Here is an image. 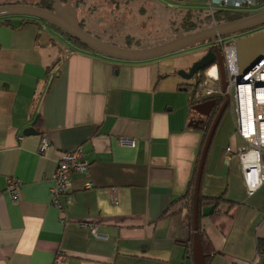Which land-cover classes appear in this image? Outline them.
Masks as SVG:
<instances>
[{"label": "crops", "instance_id": "crops-1", "mask_svg": "<svg viewBox=\"0 0 264 264\" xmlns=\"http://www.w3.org/2000/svg\"><path fill=\"white\" fill-rule=\"evenodd\" d=\"M40 2L0 7L43 8ZM111 5L54 0L49 11L72 16L104 43L141 49L176 38L168 37L179 12L193 9L194 2L123 0L115 12ZM129 21L131 31H123ZM67 34L36 16H0V264H53L58 250L65 254L63 264H194L189 212L181 203L175 208L192 179L203 132L194 124L191 81L177 72L202 57L210 42L124 60ZM225 114L200 183L204 198L223 195L199 221L204 262L264 264L257 249V240L264 239V184L247 193L236 153L243 145L239 139L217 150ZM27 128L33 131L25 134ZM43 135L50 147L39 154ZM121 138L135 145L120 144ZM229 146L233 151L227 155ZM76 147L88 172L71 176L60 210L51 202V177L62 153ZM260 159L264 165V149ZM7 177L21 181L16 201L5 190ZM81 223L96 226L103 237Z\"/></svg>", "mask_w": 264, "mask_h": 264}, {"label": "built area", "instance_id": "built-area-1", "mask_svg": "<svg viewBox=\"0 0 264 264\" xmlns=\"http://www.w3.org/2000/svg\"><path fill=\"white\" fill-rule=\"evenodd\" d=\"M264 4V0H204V10L208 13L213 26L218 25L215 12L217 10L246 12L248 8ZM243 36L242 33L231 35H218L209 47L221 50L223 66L226 77V87L223 91L219 79L217 65L214 75L205 71L204 86L198 94L201 97L217 95L228 98V107L232 114L234 129L243 145L238 146L237 155L242 171L244 183L248 194H252L258 187L264 184V165L261 162V151L264 149V62L261 63L245 81H240L236 41ZM120 144L133 147L134 140L121 138ZM50 147L46 135L39 139L37 148L39 154H44ZM233 147L225 149L227 155L232 154ZM252 154L256 163L248 161L245 157ZM89 163L84 158L82 149L76 147L62 153L56 169L51 177L50 198L53 205L63 210V196L68 191L73 174H86ZM21 181L15 178H6V192L13 201L19 199ZM62 217V220H65ZM82 227L88 228L97 237H103L97 232L96 226L81 223ZM260 252L264 255V249ZM65 254L58 250L53 264H63Z\"/></svg>", "mask_w": 264, "mask_h": 264}, {"label": "water", "instance_id": "water-1", "mask_svg": "<svg viewBox=\"0 0 264 264\" xmlns=\"http://www.w3.org/2000/svg\"><path fill=\"white\" fill-rule=\"evenodd\" d=\"M56 9V8H55ZM7 14H24L36 16L44 19L48 24H55L73 38L83 43L85 46L92 48L95 51L103 53L108 56L117 57L124 60H146L157 58L163 55L171 54L185 47L198 44L202 41L213 42L216 36L224 35L226 33L243 32L250 30L256 26L264 24V10L247 16L245 18L237 19L234 21L224 22L216 26L208 27L189 34H183L178 31L176 38L168 42L155 45L149 48H121L110 45L100 41L99 39L91 36L86 31L82 30L72 16H62L58 11L50 12L49 10L37 7L11 5L0 7V16ZM236 50L238 56V66L240 71V81H245L249 74H251L261 63L264 62V30L255 31L241 36L236 41ZM217 65L219 72V79L221 88L224 91L226 87V77L223 66V59L221 53L215 47L207 49L206 53L196 60L189 70H178V75L186 81L195 78L197 73L206 69L211 65ZM229 101L226 98L219 106L217 114L210 126L209 132L205 138V142L199 158V163L195 176L194 194H193V210H192V229L193 236L191 241V252L194 264H205L204 253L197 232L198 224V200L200 192V183L203 172V167L208 153L215 129L217 124L228 107ZM205 105L207 110L202 112L203 115H208L211 108L215 105L213 100H208L199 103L197 106ZM197 106H193L192 110H197ZM194 124H196L194 122ZM197 125V124H196ZM32 128H27L24 132L29 133ZM33 131V130H32ZM212 207L208 206L202 209V215H208Z\"/></svg>", "mask_w": 264, "mask_h": 264}, {"label": "trees", "instance_id": "trees-1", "mask_svg": "<svg viewBox=\"0 0 264 264\" xmlns=\"http://www.w3.org/2000/svg\"><path fill=\"white\" fill-rule=\"evenodd\" d=\"M43 2H40V5L36 4L37 6L43 7L45 9H48L50 11L53 10V1L54 0H42ZM72 2H74L77 5H81L85 3V0H72ZM42 3H44V6L42 5ZM114 4V3H113ZM115 9V8H113ZM168 9H172V8H168ZM173 15H176V13L178 12V10H176V8H173ZM175 11H177L175 13ZM248 12H232V11H223V10H217L215 12V18L218 24L224 23V22H229V21H234L237 19H241L244 18L248 15ZM83 22V20H82ZM212 26V22L210 20V17L208 15V13L206 12V10H202V9H185L183 14H181L179 12V22L178 25L172 28V30L175 29L174 32H172V35H169V39L174 38L176 36L177 31L183 29V34H189L192 32H196L205 28H208ZM68 37L71 38V36H69L67 34ZM72 40V39H71ZM210 47H208L207 49H209ZM212 66V65H211ZM211 66L207 67L204 70H201L199 72V74L197 75V77H195L196 79H194L193 84L189 85V91H190V101L191 104H193L196 100V98H199V100H201V96L198 94V90L200 89V86L202 84V82L205 79V71L207 69H209ZM218 99V104L221 105V103L224 100V97H219L217 95H215ZM195 100V101H194ZM217 109V108H216ZM214 120V117L211 116L209 118H207L203 124L199 123L197 125V129L201 130L203 132V140H202V145L199 149V151L202 150L203 147V143L205 142V134L207 133V131L209 132L210 126L212 124ZM216 131V129H215ZM215 134V132H214ZM214 136V135H213ZM213 139V138H212ZM213 141V140H212ZM211 141V143H212ZM211 145V144H210ZM210 148V147H209ZM209 151V150H208ZM201 152H199L198 154V158H197V162L195 164V168H194V172L192 175V179L190 180V182L188 183V188L185 192L184 195L180 196L177 200V207L175 209H178L179 206L184 205L188 212H189V217H190V225L192 228V210H193V194H194V183H195V176H196V171H197V167H198V163H199V158H200ZM203 173V172H202ZM223 195L221 196H208V197H203L202 195H200L199 192V200H198V224H197V232L200 236V225H199V221L200 218L202 216V204L204 205H208L210 207H212V210L216 209L218 202L220 200H222ZM181 203V204H180ZM211 210V211H212ZM192 234H193V229H192ZM193 236V235H192ZM257 249H259V251L264 249V239L259 238L257 240ZM205 258V256H204ZM206 264H208V260L207 258L205 259Z\"/></svg>", "mask_w": 264, "mask_h": 264}, {"label": "rangeland", "instance_id": "rangeland-1", "mask_svg": "<svg viewBox=\"0 0 264 264\" xmlns=\"http://www.w3.org/2000/svg\"><path fill=\"white\" fill-rule=\"evenodd\" d=\"M15 1H21V2H26L28 0H0V4L1 3H5V2H15ZM31 1V0H29ZM35 1V0H34ZM39 1H42V0H39ZM163 2H165V0H162ZM194 2V5H192L191 8L193 9H204V0H192ZM123 0H109V3L111 5V8H115L114 9V12L118 9V7H120V4H122ZM114 3V4H113ZM170 3H173L172 1H170ZM174 5H170V7H172ZM186 8V7H184ZM264 10V4H260V5H257L255 7H251V8H248L246 12H248L249 14L251 13H258V12H261ZM132 23L129 21L127 23H124V27H127V29H124L123 31H126V32H129L131 31L129 26H131ZM141 30V29H140ZM183 29L179 30V31H182ZM174 30H172V32H174ZM119 32H120V35L118 33V37L120 38V40H123L124 38L121 36V32H122V27L119 28ZM183 32V31H182ZM208 46V44H205L203 46ZM206 50V48H205ZM193 64V63H192ZM191 64V65H192ZM191 65L186 68V69H182V70H189V68L191 67ZM204 86V82H202L201 86H200V89L198 90V92H201L202 91V88ZM197 101H199V98H196ZM195 101V100H194ZM225 116H224V119L222 121V125H221V128L219 130V134H218V141H217V150L219 152H221V150H223L225 148V146L227 144H230L232 145L235 144L236 140L235 139H239L235 129H234V124H233V120H232V117H231V114L228 111L225 112ZM195 114V113H194ZM197 117V116H196ZM208 133V131H207ZM207 133L205 134V137L207 136ZM241 141V140H240ZM242 142V141H241ZM224 165L226 166H236V163L235 162H223Z\"/></svg>", "mask_w": 264, "mask_h": 264}, {"label": "flooded vegetation", "instance_id": "flooded-vegetation-1", "mask_svg": "<svg viewBox=\"0 0 264 264\" xmlns=\"http://www.w3.org/2000/svg\"><path fill=\"white\" fill-rule=\"evenodd\" d=\"M260 30H264V24H262V25H259V26H256V27H254V28H252V29H250V30H247V31H243L242 32V34H244V35H246V34H249V33H252V32H255V31H260ZM209 46H207V48H208ZM220 53H221V50L220 49H217ZM200 72V71H199ZM199 72L197 73V75L199 74ZM197 75L195 76V77H197ZM194 79H196V78H193V79H190L189 81H191L189 84H192L193 83V81H194ZM218 99L219 98H217L215 95H212V96H205V97H202L201 98V100H199V101H195L193 104H192V107L193 106H197L199 103H203V102H206V101H208V100H213L214 101V103H215V105L211 108V110H210V112H209V114L208 115H203V114H201L202 112L204 113V112H206V110H207V108H206V106L205 105H203V106H197V109H198V112H197V110H193V112L195 113V116H197V117H194V122L198 125L199 123H201V124H203L204 123V121L207 119V118H209V117H211V116H213L214 118H215V116H216V114H217V111H218V108H219V104H218ZM226 98H224V100H225ZM223 100V101H224ZM223 103V102H222ZM221 103V104H222ZM217 108V109H216ZM226 110H227V108H226ZM225 110V111H226ZM225 113V112H224ZM223 113V114H224Z\"/></svg>", "mask_w": 264, "mask_h": 264}, {"label": "bare ground", "instance_id": "bare-ground-1", "mask_svg": "<svg viewBox=\"0 0 264 264\" xmlns=\"http://www.w3.org/2000/svg\"><path fill=\"white\" fill-rule=\"evenodd\" d=\"M209 69H210L209 73L211 74V71L213 69L215 70V65H212ZM245 158L248 159V161L251 159L252 162L256 163V158L250 153L247 154Z\"/></svg>", "mask_w": 264, "mask_h": 264}, {"label": "clouds", "instance_id": "clouds-1", "mask_svg": "<svg viewBox=\"0 0 264 264\" xmlns=\"http://www.w3.org/2000/svg\"><path fill=\"white\" fill-rule=\"evenodd\" d=\"M244 35V34H243ZM216 65V64H215ZM208 70V69H207Z\"/></svg>", "mask_w": 264, "mask_h": 264}]
</instances>
